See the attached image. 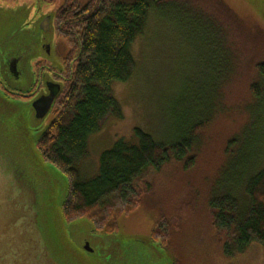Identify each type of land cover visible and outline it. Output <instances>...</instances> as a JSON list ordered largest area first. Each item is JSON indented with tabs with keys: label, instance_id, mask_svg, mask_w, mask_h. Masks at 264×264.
Masks as SVG:
<instances>
[{
	"label": "rangeland",
	"instance_id": "obj_1",
	"mask_svg": "<svg viewBox=\"0 0 264 264\" xmlns=\"http://www.w3.org/2000/svg\"><path fill=\"white\" fill-rule=\"evenodd\" d=\"M161 1L170 4L158 18L149 17L144 34L132 45L137 64L133 77L112 84L121 118L107 117L88 137L79 172L83 179L94 177L101 154L119 139H132L134 129L169 144L186 124L210 119L197 134L190 154L193 167L185 170L171 161L158 172L149 170L139 183V208L119 218L115 233L104 234L87 218L67 222L64 217L68 180L37 148L51 115L37 120L29 101L10 99L0 90V146L13 151L5 160L34 184L40 227L58 253L74 264H264V248L258 244L225 257L208 211L209 199L226 191H221L227 181L222 177L230 163L241 164L256 152L264 156V81L256 70L264 59V0ZM10 2L0 6V62L10 53L19 55L25 74L12 91L32 92L35 60L62 72L55 56L53 18L45 32L41 22H33L38 10L53 12L60 2L13 1L12 7ZM4 77L8 75L0 65L3 85ZM43 80L57 83L43 75L38 86ZM252 85L261 87L259 101L250 93ZM234 187L239 196L240 187ZM160 218L170 235L164 245L150 237ZM85 242L92 253L84 254Z\"/></svg>",
	"mask_w": 264,
	"mask_h": 264
},
{
	"label": "trees",
	"instance_id": "obj_2",
	"mask_svg": "<svg viewBox=\"0 0 264 264\" xmlns=\"http://www.w3.org/2000/svg\"><path fill=\"white\" fill-rule=\"evenodd\" d=\"M169 4L161 0H81L76 7L67 4V15H73L67 16L64 28V78L55 80L61 84V91L49 113L51 121L37 143L42 158L68 180L63 205L67 222L87 218L96 231L115 233L119 218L139 208V183L149 170L158 172L171 161L181 163L185 170L193 167L190 154L197 134L210 119L183 124L184 131L169 144L134 129L132 139H119L101 154L94 177L83 179L79 172L88 137L99 131L107 117L121 118L112 84L126 83L133 77L137 64L132 45L144 34L149 17L155 14L158 18L159 11ZM256 70L264 81V59ZM250 93L258 101L263 95L257 85L251 86ZM261 156L256 152L241 164L236 160L230 163L222 177L227 181L221 183V191H226L208 201L216 240L225 257L242 254L251 244L264 248V156L255 164L249 163ZM235 184L240 187L239 196L234 193ZM150 237L166 244L170 235L163 218L154 224Z\"/></svg>",
	"mask_w": 264,
	"mask_h": 264
},
{
	"label": "water",
	"instance_id": "obj_3",
	"mask_svg": "<svg viewBox=\"0 0 264 264\" xmlns=\"http://www.w3.org/2000/svg\"><path fill=\"white\" fill-rule=\"evenodd\" d=\"M44 50L49 54V46H44ZM13 54L10 53L4 62H0L3 73L8 75L6 79L4 77L5 86L10 90L25 74L22 58ZM43 86L45 90H41L29 101L37 120L44 119L50 113L61 91L60 83L43 80ZM29 91L17 89L16 92L24 94L22 92ZM12 153L13 151L0 146V264H74L58 253L56 246L42 231L35 209L37 198L34 184L13 162L5 160ZM68 188L66 182V192ZM83 252H93L86 242Z\"/></svg>",
	"mask_w": 264,
	"mask_h": 264
},
{
	"label": "flooded vegetation",
	"instance_id": "obj_4",
	"mask_svg": "<svg viewBox=\"0 0 264 264\" xmlns=\"http://www.w3.org/2000/svg\"><path fill=\"white\" fill-rule=\"evenodd\" d=\"M5 1L6 0H0V6L2 4H5L4 3ZM13 1L24 2V1H29V0H11V2L8 4V5H10V7L13 6V4H12ZM34 1L37 4H39L40 2H44L46 4H49V3L56 4V2H60L53 12L48 13L45 11L43 12V11L38 10L37 14L34 16L33 22L35 24H39L41 22L40 29H41V31L45 32L49 29L51 18H53L54 30H55L56 37H57V40L54 44L55 56L57 59V64L62 69V72H60V73H58L59 71L56 72L53 68H51L49 63L45 60H42V59L35 60V62L33 63V68H34L35 77L37 78V83H36V85H34L32 87V92L29 91L28 93L19 94L17 92H14V91L8 89L0 81V90L4 93L5 96L9 97L10 99L20 98V99H24L26 101L33 100L35 95H37V93L40 90L44 89V86L42 84H40V86H38V81L43 77V75H50L55 80H57V79L60 80V79L64 78L63 68H64L66 51H67L64 28H65L66 20L68 19V17L70 15H73L71 13L69 14V16L67 15V10H66L67 4L70 2L71 4L75 5V7H76V4H78L81 0H34ZM82 1L84 3H86V2L93 1V0H82ZM99 1H102V0H99ZM91 5L93 6V3ZM22 9L28 10L29 8L27 9L24 7ZM0 12H1V8H0ZM77 13L78 12H75V14H77ZM60 81H62V80H60ZM53 89H55V88H53ZM34 92H36V93H34Z\"/></svg>",
	"mask_w": 264,
	"mask_h": 264
},
{
	"label": "bare ground",
	"instance_id": "obj_5",
	"mask_svg": "<svg viewBox=\"0 0 264 264\" xmlns=\"http://www.w3.org/2000/svg\"><path fill=\"white\" fill-rule=\"evenodd\" d=\"M75 174V173H74Z\"/></svg>",
	"mask_w": 264,
	"mask_h": 264
}]
</instances>
